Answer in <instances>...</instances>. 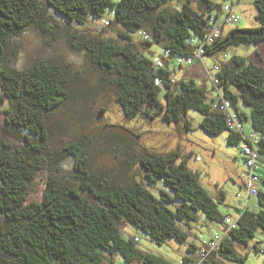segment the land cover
<instances>
[{
	"label": "trees",
	"instance_id": "16d2710c",
	"mask_svg": "<svg viewBox=\"0 0 264 264\" xmlns=\"http://www.w3.org/2000/svg\"><path fill=\"white\" fill-rule=\"evenodd\" d=\"M221 4L222 0L220 4L212 0H0V105H7L4 120L8 130L26 142L24 147L13 148L0 136V264H117V254L124 260L120 264H175L140 250L138 237H124L121 225L138 228L158 243L168 238L184 243L199 211L227 228L228 215L220 212L218 202L201 184L200 171L187 165L189 155H181L178 149L163 154L145 149L137 153L132 145L125 148L126 165L136 163L143 171L144 183L111 184L108 178L95 175L78 141L66 144L53 159L48 151L49 113L69 97L70 64L36 60L26 70L5 65L9 36L28 26L54 32L47 24L48 7L81 25L101 18L104 27L113 26L114 35H72L71 46L90 53L126 117L159 116L166 123L190 130L186 114L194 109L202 115L199 127L213 135L227 130L226 141L234 145L245 140L243 134L230 129L226 113L213 106L226 99L242 122L249 119L258 136L259 162L264 156V60L258 51L255 55L262 64L252 57L229 55L227 50L264 42V0L254 1L257 26L234 27L225 33L222 29L205 48L204 55L223 52L222 58L214 61L220 63L215 73L218 82L211 80L215 98L192 78L177 80L168 67L169 59L193 51L208 31L211 13ZM107 10L113 18L105 16ZM139 29L148 35L140 39L146 48L160 47L162 67L154 66V55L135 49L132 33ZM193 39L196 42L192 44ZM238 103L249 108V116ZM113 135L133 141L117 132ZM69 154L74 157L73 175L47 176L40 200L27 202L28 185L46 168L47 161L56 165ZM158 181L172 193L162 187H154L152 192L145 185ZM257 194L264 207V193L258 190ZM218 200H224L222 191ZM263 207L239 210L236 226L227 233L221 231L217 248L202 260L199 255L205 246L190 242L188 252L198 249L197 258L184 255L182 264H219V259L244 264L247 255L237 250V244L247 246L258 230L264 233Z\"/></svg>",
	"mask_w": 264,
	"mask_h": 264
},
{
	"label": "rangeland",
	"instance_id": "374dc122",
	"mask_svg": "<svg viewBox=\"0 0 264 264\" xmlns=\"http://www.w3.org/2000/svg\"><path fill=\"white\" fill-rule=\"evenodd\" d=\"M212 1L221 3V0ZM41 2H45V0H41ZM247 3L244 8L240 7L243 9L242 11L238 9L239 21L236 23L228 22L223 33L234 27L244 28L258 25L254 14H252L256 13V9L253 4ZM105 16L113 18L112 12L108 10L105 12ZM46 18L47 24L52 26L54 32H42L34 26H28L20 33L9 36L5 48V65L26 70L36 60L70 64L72 76L69 83V97L60 108L49 113L50 139L48 151L53 159L57 157L55 152L61 151L66 144L78 141L83 145V154L88 158L90 169L95 175L108 178L111 184H130L133 180L144 183L142 169L136 163L132 164L131 167L126 165L129 159L125 152L129 150V147L132 145L133 151L137 153L145 149L164 154L178 149L181 155H189L187 165L191 169L200 171L199 180L201 184L218 202V209L222 214L228 213L236 217L238 211L245 207L249 210L255 209V211L263 207L259 202L260 194H252L247 197L243 184L246 182L247 167L240 149L241 142L234 145L229 144L226 141L227 130L216 135L205 132L199 127L202 115L194 109H188L186 114L191 122L190 130H185L178 123H166L159 116L137 115L128 118L124 115L120 105L115 101L113 92L108 89V84L102 80L100 69L94 64L90 53L85 48L76 50L71 46V40H74L71 39L72 35L99 34L101 37L111 36L115 34L113 26L104 27L101 18L90 20L86 25L71 22L52 7L47 8ZM132 38L135 49L145 52L147 56L152 57V55L161 53V49L157 45L145 47V44L140 40L142 30L139 29L132 33ZM195 42L196 39H193L192 44ZM259 48L264 49V42L231 46L227 53L249 57L255 49L260 50ZM222 56L223 52L204 55L202 62H196L187 67H180L174 63L173 59H169L168 67L173 71L177 80L192 78L204 85L209 91L208 95L215 98L217 91L211 88L212 81L207 77V70L213 74L212 65L216 59H221ZM252 58L257 63H263L254 54ZM212 93L213 95H211ZM238 107L249 116L247 106L238 103ZM6 108V104L0 105V136L13 148L24 147L26 146L25 140L15 136L7 128L4 120ZM243 121L244 131L248 133L252 129L249 119ZM112 125H117V127ZM113 132H117L120 136H128L133 141L117 137L118 135H113ZM135 134H139V136ZM63 152L66 153L67 151ZM196 156H199L200 159L196 160ZM47 162L46 168L39 171L29 183L27 202L40 200L45 189L47 176L56 175L69 178L74 173V157L71 154L56 165H53L49 160ZM258 165L260 168V161ZM55 169L60 170L55 171ZM145 185L152 192H155L154 187H162L172 193L163 181H158L155 185L148 183ZM219 191L223 192L224 200H218ZM259 191L264 193L263 183L260 185ZM222 225L221 222L207 219L199 211L197 220L191 224L190 235L184 243H179L172 238L158 243L138 228L126 227L125 224H122L121 228L124 237L129 235L138 237L136 245L140 250L161 255L175 264H182L181 260L184 255L197 256L198 254V249L194 252H188L187 247L190 242L201 247L216 233H221ZM184 229L189 231L187 227ZM258 241L263 243L260 245V249L255 251L253 244ZM237 250L241 254L247 255L244 264H264V233L258 230L247 246L237 244ZM116 256L117 263L124 262L121 255L117 254ZM219 264L237 263L219 259Z\"/></svg>",
	"mask_w": 264,
	"mask_h": 264
},
{
	"label": "built area",
	"instance_id": "2783aa9c",
	"mask_svg": "<svg viewBox=\"0 0 264 264\" xmlns=\"http://www.w3.org/2000/svg\"><path fill=\"white\" fill-rule=\"evenodd\" d=\"M239 20V15L234 11V7L231 3V0H222V4L218 10H215L211 13L209 17V27L207 33L204 35L203 39L198 42L197 46L193 49V51L187 55H178L174 58V63L190 66L194 63L202 62V58L205 53V48L212 45L214 41L219 37L220 32L223 29V26L228 22L236 23ZM105 25H108V22H103ZM143 38L147 39L148 35L146 33H142ZM153 63L155 67H162L164 65V61L162 55H154L152 57ZM220 63L214 62L212 66V70L214 73H210L207 70V77H209L214 84H216L217 78L215 73L219 70ZM219 111H224L227 115V124L230 129H234L238 132H241L244 137V141H241V152L244 158L245 165L247 167V177L246 182L244 183L245 188L249 194H257L258 188L257 183L261 180V176L257 173L258 169V158L259 153L256 147L258 142V136L252 132L250 135L244 134V126L243 122L238 118L236 112L231 108L230 103L226 99L217 100V102L213 105ZM200 158L196 157V160ZM225 223L227 224V228H223L222 232L227 233L231 228L236 226L235 219H232L230 216L225 217ZM221 233H216L212 238L204 243V248L201 250L199 255V260L207 257L208 253L217 248L219 241L221 240ZM188 264H200L199 261Z\"/></svg>",
	"mask_w": 264,
	"mask_h": 264
},
{
	"label": "crops",
	"instance_id": "0c3cea01",
	"mask_svg": "<svg viewBox=\"0 0 264 264\" xmlns=\"http://www.w3.org/2000/svg\"><path fill=\"white\" fill-rule=\"evenodd\" d=\"M254 1L255 0H231V2H232V5H233V7H234V11L236 12V13H238L239 14V10L238 9H240V7L241 8H244V5L246 4V2H248L247 4H253L254 5ZM243 9H240V11H242ZM252 14H254V16H255V13H252ZM240 16V15H239ZM227 24H225L224 26H223V29H224V27L226 26ZM260 49V48H259ZM256 51H258L259 52V55L262 57V59L264 60V49L262 50V49H260V50H257V49H255V51L252 53V54H250L249 55V57H252V55L254 54L255 55V52ZM262 51H263V54H262ZM230 55V54H229ZM256 56V55H255ZM258 57V56H257ZM243 126H244V121H243ZM245 132V131H244ZM252 133V129H251V131H249L248 133H245L247 136L248 135H250ZM261 159H260V168H259V165H258V169H257V173L261 176V180L257 183V188H258V190L260 189V185H262V183L264 184V156H261L260 157ZM244 184V183H243ZM246 189V188H245ZM246 192H247V190H246ZM247 194V197H249L250 195H252V194H249L248 192L246 193ZM252 210H254L255 211V209H252ZM226 215H228V216H230L232 219H236L237 217H238V215H239V213L236 215V217H233V216H231V215H229L228 213H226ZM126 227H129V226H127L126 225ZM223 227H224V225H222V229H223ZM129 229V228H128ZM222 229H221V231H222ZM128 231V230H127ZM205 243V242H204ZM204 243H203V245H204ZM263 242L262 241H258V242H255L254 244H253V247L254 248H256V246H257V248L258 249H260L259 247H260V245L262 244ZM187 256H189L191 259H196L197 258V256L196 255H194V256H191V255H187ZM116 257V256H115ZM115 262L117 263V257L115 258ZM121 262H119V264H120ZM118 264V263H117Z\"/></svg>",
	"mask_w": 264,
	"mask_h": 264
}]
</instances>
